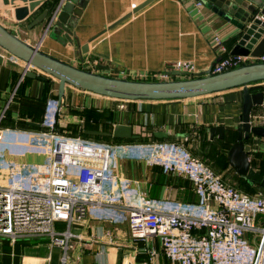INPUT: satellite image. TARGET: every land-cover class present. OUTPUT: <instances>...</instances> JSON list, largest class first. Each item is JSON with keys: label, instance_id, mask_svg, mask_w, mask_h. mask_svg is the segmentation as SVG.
Returning <instances> with one entry per match:
<instances>
[{"label": "crops", "instance_id": "1", "mask_svg": "<svg viewBox=\"0 0 264 264\" xmlns=\"http://www.w3.org/2000/svg\"><path fill=\"white\" fill-rule=\"evenodd\" d=\"M54 1L57 0L50 3ZM142 1L86 0L80 14H70L66 25L57 20L62 4L46 32V21L28 30L33 16L17 21L11 9H0V23L29 44L37 45L41 51L62 61L93 72L134 80L149 79L150 74L171 68L177 60L192 62L196 74L206 72L221 56L213 41L215 35L230 52L237 28L196 0H154L110 27ZM55 22L57 29L51 33ZM86 43L87 52L81 53ZM76 52H79L77 56ZM0 54L1 182L10 165L20 163L31 167L45 160L44 150L31 140L30 132L42 129L46 104L57 99L58 81L31 67L30 70L45 80L21 78L23 63L1 49ZM172 72L177 71L170 70V75ZM188 76L179 73L174 77ZM261 83L264 85V81ZM241 100V87L179 100H121L67 85L57 129L74 130L87 121L92 126L83 125L81 130L110 131L111 126L95 123L92 119L106 118L113 123L132 126L133 132L140 137L118 143L132 145L158 140L152 132L162 130L168 138L161 140L182 141L226 183L245 193L257 194L246 179L235 172L227 158L237 136ZM88 113L97 115L87 118L85 114ZM250 117L251 124L264 126V103L254 106ZM24 122L38 126L27 127ZM216 125L224 126L223 139L210 138L208 128ZM245 143L251 145L248 154L251 166L264 175V137L250 135ZM135 150V147L133 150L121 148L122 153L116 154V176L124 194L173 198L182 202L196 199L189 180L164 175L159 167L147 161L143 152H133ZM54 227L62 230L66 224L56 221ZM70 232L73 237L68 264L169 263L157 238L146 242L132 240L124 215L116 210L89 209L85 217L71 223ZM151 246L159 252L157 259H149L145 248ZM61 254V248L52 245L45 236L15 242L0 237V264H59Z\"/></svg>", "mask_w": 264, "mask_h": 264}, {"label": "built area", "instance_id": "2", "mask_svg": "<svg viewBox=\"0 0 264 264\" xmlns=\"http://www.w3.org/2000/svg\"><path fill=\"white\" fill-rule=\"evenodd\" d=\"M64 2L60 0L50 24ZM213 41L221 56L209 68L210 74L264 60V55H231L218 35ZM170 70L196 75L192 62L177 60L149 77L166 80L171 78ZM59 109L57 99L48 101L43 129L30 132L31 140L44 150L45 160L31 167L10 165L4 172L0 237L10 242L48 237L62 250L59 264H68L71 223L85 217L89 209H112L124 215L132 240L157 238L168 264H264V195L245 193L226 183L182 141L110 144L60 134L56 128ZM134 147L133 152H143L164 175L189 180L196 199L182 202L124 194L116 176V150ZM56 221L64 222L66 228L56 229ZM145 250L150 260L158 258L152 246Z\"/></svg>", "mask_w": 264, "mask_h": 264}, {"label": "water", "instance_id": "3", "mask_svg": "<svg viewBox=\"0 0 264 264\" xmlns=\"http://www.w3.org/2000/svg\"><path fill=\"white\" fill-rule=\"evenodd\" d=\"M0 0V9H11L15 20L22 21L31 16L27 29H32L45 23V32L51 17L60 4V0ZM86 0H65L57 20L66 25L70 14L78 16ZM154 0H143L114 22L117 25L133 13L144 8ZM217 16L229 21L237 28L233 36L234 43L230 49L231 55H243L258 58L264 55V0H196ZM38 11V12H37ZM48 16V17H47ZM47 24V26H46ZM57 26L54 25L55 31ZM43 32V33H45ZM0 49L23 62L22 72L27 66H32L41 72L52 76L58 81L57 102L61 105L65 86L88 91L97 95L121 100H179L220 92L241 87V115L237 126L236 140L228 150L227 158L230 166L237 174L244 177L252 190L264 195V175L255 170L249 161L248 154L251 145L245 143L250 135L264 137V126L251 124L250 113L254 106L264 103V60L242 64L236 68L217 74L210 71L200 72L194 77L176 78L179 72H172L166 80H134L113 77L91 70L77 67L41 51L37 45H31L0 23ZM88 44L81 47V53H86ZM79 52H76L77 56ZM2 55L0 54V62ZM27 78L45 80L33 70L26 69ZM93 122L111 126L110 131L85 129L83 133L92 137H108L112 139H138L132 126L123 123H113L106 118H93ZM210 138L218 136L223 139L225 128L222 125L208 128ZM158 139L168 138L162 130L152 132Z\"/></svg>", "mask_w": 264, "mask_h": 264}, {"label": "trees", "instance_id": "4", "mask_svg": "<svg viewBox=\"0 0 264 264\" xmlns=\"http://www.w3.org/2000/svg\"><path fill=\"white\" fill-rule=\"evenodd\" d=\"M195 75H190V76H188V77H194ZM185 78H187V77H185ZM145 80H155V79H153V78H149V79H145ZM88 115V117L90 116L91 118H92V116L94 115V116H96L97 114H87ZM87 117V118H88ZM93 119V118H92ZM23 124H25L24 126H29V127H35V126H38V125H33V124H29V123H27V122H24ZM41 128H42V126H41ZM56 128H57V125H56ZM43 129V128H42ZM41 129V130H42ZM40 129H34V131H39ZM57 131H59L58 129H57ZM83 131L84 130H81V136L82 137H84V138H93V139H96L97 141H99V142H104V141H106L107 143H108V141H109V139H108V137H101V136H97V137H92V136H87V135H85L84 133H83ZM73 136H77V135H73ZM156 139V138H155ZM121 141H126L125 139H114V140H112V142H114V143H120ZM130 141H134V139H131ZM105 142V143H106ZM186 202V201H185Z\"/></svg>", "mask_w": 264, "mask_h": 264}, {"label": "rangeland", "instance_id": "5", "mask_svg": "<svg viewBox=\"0 0 264 264\" xmlns=\"http://www.w3.org/2000/svg\"><path fill=\"white\" fill-rule=\"evenodd\" d=\"M57 21V20H56ZM57 22H55V26H57V24H56ZM51 33H54V30L51 32ZM176 78H179V77H176ZM77 114H79V115H81V112H77ZM86 115V117H88V115L87 114H85ZM90 115H91V113H90ZM93 115V114H92ZM57 116H59V115H57ZM90 117V116H89ZM83 125H85V126H87V125H90V126H92L91 125V123H89V122H84V123H82L81 125H77L76 126V128L74 129V130H66V132L65 131H62V130H59L58 132L60 133V134H64V135H68V136H73V135H77V136H81V127H83ZM82 137V136H81ZM93 139V138H92ZM93 140H95V141H97L96 139H93ZM104 142H106V141H104ZM107 143V142H106ZM108 143H110V144H115V143H112V141H108ZM117 152H119V153H117ZM122 153V151H121V149H117L116 150V154H121ZM117 159V158H116Z\"/></svg>", "mask_w": 264, "mask_h": 264}]
</instances>
